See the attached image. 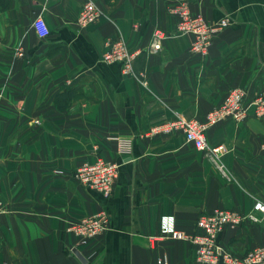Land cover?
I'll return each instance as SVG.
<instances>
[{"label":"crops","instance_id":"0c3cea01","mask_svg":"<svg viewBox=\"0 0 264 264\" xmlns=\"http://www.w3.org/2000/svg\"><path fill=\"white\" fill-rule=\"evenodd\" d=\"M85 1L0 0V264H199L189 241L149 236L162 214L193 233L199 214L215 207L245 217L220 235L228 251L241 256L264 244V220L253 210L264 203L263 119L211 126L207 151L178 131L144 135L178 115L204 120L230 88L245 87L248 99L264 88V0H93L99 16L80 27ZM177 1L210 24L228 20L206 55L177 31L168 10ZM155 30L164 37L154 53ZM117 37L138 52L130 72L101 61ZM121 139L131 141L128 154ZM96 156L119 164L108 196L75 177ZM100 210L110 218L105 231L83 239L68 230Z\"/></svg>","mask_w":264,"mask_h":264},{"label":"built area","instance_id":"2783aa9c","mask_svg":"<svg viewBox=\"0 0 264 264\" xmlns=\"http://www.w3.org/2000/svg\"><path fill=\"white\" fill-rule=\"evenodd\" d=\"M170 14L176 19L177 31L180 33H190L193 41L190 51L193 53L206 55L211 45L214 34L228 24L227 19H222L217 24H210L202 15L193 14L186 1H177L168 7ZM99 16V9L93 0H86L78 13L77 24L85 27L93 23ZM33 25L38 36L45 38L49 34L41 16L34 19ZM164 33L155 30L150 42V52H158L162 48ZM138 52H130L128 44L123 37L111 40L108 48L101 56V61L105 63H119L123 72H130L132 62L137 57ZM249 118L264 120V88L248 99L245 87L236 86L227 90L220 104L213 107L207 113L204 120L185 118L178 115L176 118L151 126L144 133L146 136H154L158 133L180 132L187 142L193 144L198 150L207 151L206 132L207 130L225 120L231 119L236 124H240ZM131 148L130 139H121L119 150L128 154ZM222 146H215L209 152L218 153ZM217 169L222 175H226L225 166L213 158ZM119 164L117 162L105 160L96 156L92 161L83 162L75 170V177L86 188L99 192L104 196L110 195L114 181L118 174ZM253 210L260 214L264 220V203L257 201ZM2 202L0 200V213ZM245 217L238 212L215 207L199 214L196 220V228L193 233L179 231L175 226V217L172 214H162L159 219V232L151 235V240L159 238L173 237L189 241L194 249V260L199 264H264V244L248 250L245 254L238 256L228 251L220 241V235L225 227L230 224H240ZM250 219L257 220L254 215ZM110 227V218L106 211L100 210L82 217L80 220L68 225V230L73 234L88 239L105 231ZM157 264H167L165 257L157 260Z\"/></svg>","mask_w":264,"mask_h":264},{"label":"water","instance_id":"95a60500","mask_svg":"<svg viewBox=\"0 0 264 264\" xmlns=\"http://www.w3.org/2000/svg\"><path fill=\"white\" fill-rule=\"evenodd\" d=\"M73 253L81 262H85V258L80 254L77 249H73Z\"/></svg>","mask_w":264,"mask_h":264}]
</instances>
